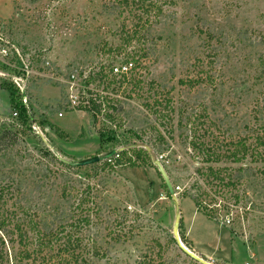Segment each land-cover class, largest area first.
Wrapping results in <instances>:
<instances>
[{"label":"rangeland","instance_id":"374dc122","mask_svg":"<svg viewBox=\"0 0 264 264\" xmlns=\"http://www.w3.org/2000/svg\"><path fill=\"white\" fill-rule=\"evenodd\" d=\"M85 76L100 113L69 105ZM1 189L30 228L3 264H264V0H0Z\"/></svg>","mask_w":264,"mask_h":264},{"label":"trees","instance_id":"16d2710c","mask_svg":"<svg viewBox=\"0 0 264 264\" xmlns=\"http://www.w3.org/2000/svg\"><path fill=\"white\" fill-rule=\"evenodd\" d=\"M96 77L101 80L104 78V75L102 74V72H100L98 73ZM85 80L86 81L84 82V86L87 87V85L91 84V78H86ZM98 84L100 83L98 82ZM2 86H3L2 88L9 93V100H10V103L13 104L14 109L16 111L19 110L17 111L18 113L17 117H20L21 119H23L24 122H27L29 128H31L33 124L32 117L28 114L27 106L23 103L24 94L18 91L15 88V86L12 84V82L5 81L2 83ZM104 97H102V99H104ZM90 102L92 103V100H90ZM92 109L94 113H100V110H101L100 106H97L94 103H92ZM127 152H130L132 154L131 155L132 158H129L127 162L129 167L138 166L139 164H137V160H141V162L144 164H146L147 161L152 160L151 151L149 149L137 150L135 148L134 149L130 148L127 150ZM120 155H121V152L119 153V159H120ZM142 156H147L148 157L147 160L144 159ZM133 157H134V160H133ZM117 163H119V161ZM66 166L70 167L71 165H66ZM209 170L212 171L211 168H209ZM162 187L165 192V196L171 201L172 198L169 196L164 183ZM26 227H27L26 220L23 218L21 213H19L18 210L16 209L6 207L5 190L1 189L0 190V264H3L5 260L6 244H11L14 246V244L18 243L21 245L23 242H25V239L29 238L27 237V233L30 231V228L28 226V230H27ZM44 237H47V236H43L41 238L42 241H46ZM42 244L44 245L45 242H43ZM25 255H26L25 256L26 259H28L26 251H25Z\"/></svg>","mask_w":264,"mask_h":264},{"label":"built area","instance_id":"2783aa9c","mask_svg":"<svg viewBox=\"0 0 264 264\" xmlns=\"http://www.w3.org/2000/svg\"><path fill=\"white\" fill-rule=\"evenodd\" d=\"M132 70H133V63L124 62V63L113 66L110 69V76L114 78L127 77L131 73ZM75 77L76 76L74 74H71L70 80H74ZM83 79L85 80L86 76ZM86 91L89 94L88 97L85 96ZM104 96H107V95L102 94V92H98L97 90H94V89L92 90L90 87H85L82 84L77 85V84L72 83L70 86L69 105L72 109H78L81 111H89L95 114L92 109V103H94L97 106H100L101 108V105H102L101 101H102V97ZM90 100H92V103L90 102ZM23 103L25 104L24 99H23ZM17 116H18V113L17 111H15L13 113V117H17ZM32 128L34 129L36 134L42 135V130L39 127L32 125ZM118 159H119V151H117V153L113 157L105 160V162H107L108 164H113ZM230 222H231L230 219H225L226 224H230Z\"/></svg>","mask_w":264,"mask_h":264},{"label":"water","instance_id":"95a60500","mask_svg":"<svg viewBox=\"0 0 264 264\" xmlns=\"http://www.w3.org/2000/svg\"><path fill=\"white\" fill-rule=\"evenodd\" d=\"M116 153H117V151L113 150V151L106 153L103 156H95V157L89 158L87 160H84V161L80 162L79 164H73V165L85 166V165L95 164V163L102 162V161H105V160L113 157ZM155 167H156L157 172L159 173L161 179L163 180V183H164V185L168 191L169 196L172 198V200L175 204V212L178 216L180 213V210H179L176 198H175L176 193H175V190H174L173 185L171 183V180H170L166 170L164 169V167L162 166V164L160 162H156Z\"/></svg>","mask_w":264,"mask_h":264},{"label":"crops","instance_id":"0c3cea01","mask_svg":"<svg viewBox=\"0 0 264 264\" xmlns=\"http://www.w3.org/2000/svg\"><path fill=\"white\" fill-rule=\"evenodd\" d=\"M191 236H192V234H191V231H190V233H189V241L191 242V247H192V249L194 250V248H196L199 252H197L196 250H194V252H196V253H198V254H200V255H204V256H213V255H215L216 254V251L219 249V247H220V244H219V237H217L216 238V242L214 243V244H212V246H211V248H212V250H205V249H203L202 248V245H200V243H198V242H196V241H194L192 238H191ZM245 254H246V257H245V259H244V262H243V264H245V263H247V262H245L246 260H247V253H246V251H245Z\"/></svg>","mask_w":264,"mask_h":264}]
</instances>
